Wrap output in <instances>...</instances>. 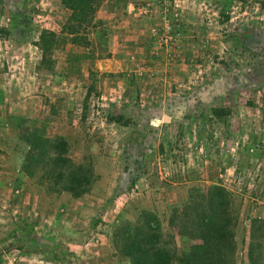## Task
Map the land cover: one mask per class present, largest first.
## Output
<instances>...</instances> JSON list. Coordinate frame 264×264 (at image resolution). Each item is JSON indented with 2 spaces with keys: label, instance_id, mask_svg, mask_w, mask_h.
<instances>
[{
  "label": "rangeland",
  "instance_id": "374dc122",
  "mask_svg": "<svg viewBox=\"0 0 264 264\" xmlns=\"http://www.w3.org/2000/svg\"><path fill=\"white\" fill-rule=\"evenodd\" d=\"M93 1L74 16L62 0H0V264H133L123 249L145 240V212L171 264H211L209 195L238 220L222 264H253L264 0Z\"/></svg>",
  "mask_w": 264,
  "mask_h": 264
},
{
  "label": "trees",
  "instance_id": "16d2710c",
  "mask_svg": "<svg viewBox=\"0 0 264 264\" xmlns=\"http://www.w3.org/2000/svg\"><path fill=\"white\" fill-rule=\"evenodd\" d=\"M62 2L68 9L74 12V16L77 15L76 12H81V10L86 7L90 8L92 3H94L93 0H62ZM262 7L264 9V5ZM49 35L54 36L51 32H45L41 36L40 42L36 44V46L43 52L44 60H47L48 54L51 50ZM58 146L59 156L56 159V166L67 162L65 158H63V155L67 152L66 144L62 142ZM75 170V173H72L71 176V183L73 185L80 186L82 185V182L79 174L82 170H79V168ZM60 177L62 179L64 178V175L60 174ZM81 191L83 193L86 192V190ZM221 195L224 197L223 193ZM212 198L213 196L209 195V199L205 207L206 210L204 211V214H202L203 219L199 222L198 230L205 240L206 250L208 252V256L211 258V264H222L226 260L227 253L232 255L235 254L236 241L233 221L235 220L237 222L238 220L237 218H227L226 215H231L229 213V207L224 204L216 205L214 203V198L213 200ZM144 216L152 217L154 225L153 223L147 224L145 240L143 242H128L125 244L123 249L124 254L132 259L133 264L173 263V252L170 249H165L160 246L161 240L159 239V233L161 231V227L159 225V221L156 217H153L152 212H145ZM258 222L260 221H256V223ZM256 223L255 226L251 228L249 255L253 264H264V250L261 249V236L256 234V231L258 230L256 228ZM188 262L189 261H186L185 264H188ZM189 263L193 264L192 262Z\"/></svg>",
  "mask_w": 264,
  "mask_h": 264
},
{
  "label": "water",
  "instance_id": "95a60500",
  "mask_svg": "<svg viewBox=\"0 0 264 264\" xmlns=\"http://www.w3.org/2000/svg\"><path fill=\"white\" fill-rule=\"evenodd\" d=\"M166 120H170V118L169 117H166Z\"/></svg>",
  "mask_w": 264,
  "mask_h": 264
}]
</instances>
